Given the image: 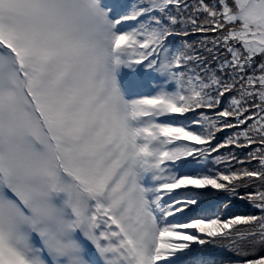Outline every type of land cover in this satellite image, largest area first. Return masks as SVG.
<instances>
[{"label": "snow or ice", "instance_id": "1", "mask_svg": "<svg viewBox=\"0 0 264 264\" xmlns=\"http://www.w3.org/2000/svg\"><path fill=\"white\" fill-rule=\"evenodd\" d=\"M0 264H264V0H0Z\"/></svg>", "mask_w": 264, "mask_h": 264}]
</instances>
